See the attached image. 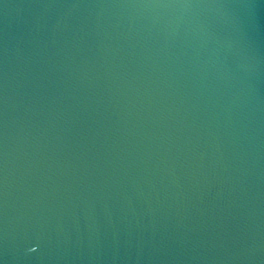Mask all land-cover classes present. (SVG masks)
<instances>
[{
    "label": "water",
    "instance_id": "obj_1",
    "mask_svg": "<svg viewBox=\"0 0 264 264\" xmlns=\"http://www.w3.org/2000/svg\"><path fill=\"white\" fill-rule=\"evenodd\" d=\"M0 264H264V0H0Z\"/></svg>",
    "mask_w": 264,
    "mask_h": 264
}]
</instances>
